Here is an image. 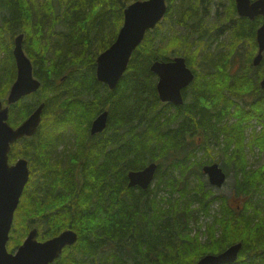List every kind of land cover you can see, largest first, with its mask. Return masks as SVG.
Segmentation results:
<instances>
[{"label": "trees", "instance_id": "16d2710c", "mask_svg": "<svg viewBox=\"0 0 264 264\" xmlns=\"http://www.w3.org/2000/svg\"><path fill=\"white\" fill-rule=\"evenodd\" d=\"M133 1L0 0V100L6 102L17 76L13 49L20 33L41 81L38 91L10 106L9 123L18 126L45 103L37 133L10 153L11 162L29 160L31 177L8 249L16 250L34 228L40 241L71 229L77 242L53 264H197L236 243L242 248L229 264H264V165L254 169L248 158L256 147L264 153V59L254 65L263 17L240 16L236 0H167L164 19L147 32L111 90L97 78L96 59L115 41ZM216 5L223 10L213 13ZM211 24L227 31L219 52L211 51ZM240 49L244 64L233 72ZM175 56H184L195 73L180 106L161 101L151 70L156 60ZM104 110L108 126L92 134ZM255 121L263 126L260 135ZM195 135L201 144L176 156ZM216 161L234 172L231 196H216L198 178ZM151 162L158 164L156 187H130L128 173ZM191 169H198L194 185ZM162 184L167 193L158 197ZM202 213L211 219L201 222Z\"/></svg>", "mask_w": 264, "mask_h": 264}, {"label": "water", "instance_id": "95a60500", "mask_svg": "<svg viewBox=\"0 0 264 264\" xmlns=\"http://www.w3.org/2000/svg\"><path fill=\"white\" fill-rule=\"evenodd\" d=\"M240 16L254 19L263 16V24L258 29L259 53L254 65H259L264 57V0H236ZM168 11L167 0H136L124 9V22L115 41L97 59L96 74L100 82L111 90L115 89L127 71L131 57L143 42L149 30L154 29L163 20ZM24 34L15 38L13 54L17 65V77L13 83L6 104L0 100V264H52L67 246L75 244L78 234L74 230H65L45 241L38 240L37 228L32 229L15 252L8 250V242L13 227L15 212L22 195L30 181L31 169L25 157L10 163L12 146L23 137L34 136L42 122L44 104H39L19 126L9 123L10 106L23 97L35 93L41 81L34 76L32 61L23 48ZM151 70L158 76L157 90L163 102L176 106L183 105L184 90L195 79L194 71L187 65L184 56L172 60H156ZM264 88V78L261 81ZM109 111L104 110L93 120L91 133H102L108 126ZM158 164L151 162L140 170L128 173L129 186L147 189L153 182ZM209 182L222 187L227 175L219 163L203 167ZM242 243L233 244L219 254H208L197 264H227L238 259Z\"/></svg>", "mask_w": 264, "mask_h": 264}, {"label": "rangeland", "instance_id": "374dc122", "mask_svg": "<svg viewBox=\"0 0 264 264\" xmlns=\"http://www.w3.org/2000/svg\"><path fill=\"white\" fill-rule=\"evenodd\" d=\"M217 9H219V11H222L223 7H220V6L216 5L214 10H213V13H215V10H217ZM205 17H206V19H208V16H205ZM209 17L213 18L214 16H209ZM214 18H216V17H214ZM47 24L48 25L50 24V19L47 21ZM222 25L224 26V24H218V25L216 24L215 27L211 24V26H210L211 27V29H210L211 31L210 32L213 34L214 38L216 37V40H214L212 42V44H211V51L219 52L220 51L219 43H222L224 41V39L226 38V34L225 33L227 31L226 30L222 31V29L219 30V28H221ZM166 26H167V24H166ZM217 27H219V28L217 29ZM176 28H177L178 31H184L185 27H176ZM217 30H219V32ZM52 42L53 43L55 42L54 39L52 40ZM245 47L246 48H244V46H243V49H247L249 46L247 47V45H246ZM244 57H245L244 56V50L242 51L241 49L238 50V52L234 54V56L232 58V61H231V69L233 70V72H237L243 67L244 60H245ZM262 95L264 96V91L262 92ZM253 126L257 129V132L260 135L261 133H259V132L261 130H263L262 124L260 125L257 121H255V122H253ZM70 132L71 131H67V134H69ZM251 132H252V129H248L247 130V134L248 135H250ZM201 141H202V139L198 135H195L194 137H189L187 147H186V149H184L185 151H183V153L181 151L177 152V153L174 152V154H176V156H179V157L182 156V158H184L191 149H193V148L196 149V147H198V146H195V145H200ZM204 153H205L204 150H201L200 152H198V155L202 156ZM222 154H223L222 151H220V154H217V157L219 156L218 158H220V157L222 158L223 157ZM173 156H170L169 159L174 161V157ZM179 157H176V158H179ZM248 158H249V161H250V165L254 169H258L259 167L264 165V153L262 151H260L257 147L254 150H248ZM169 162H171V161H169ZM219 164H221V163H219ZM191 170H192V172H191V176H190L189 180L191 182V185H194V183L197 182L196 174H198V172H197L198 169H191ZM228 170L230 171V169H228ZM169 173H170V170H169ZM176 174H179V173H176ZM227 175H228L227 180H226V182L224 183V185L222 187H213L209 183L208 176L206 174H204V173L203 174L199 173L198 174V178L201 177L202 179H204L206 181V186L208 188H212L213 191L215 192L216 196L217 195L231 196L232 195V186H233V181H234L235 176H234V172H232V171H230L229 173L227 172ZM156 184H157L156 180H154L152 182L151 188L153 189L154 187H156ZM163 189H164V184H162L160 186V189L158 190V194H157L158 197L166 195L167 191L163 190ZM154 195L155 194H152L151 197L153 198ZM213 208H214V210L212 212H215L218 209V203L214 204ZM200 218H201L200 219L201 222H205L206 220H210L211 219V218L206 217L203 213L200 216Z\"/></svg>", "mask_w": 264, "mask_h": 264}, {"label": "flooded vegetation", "instance_id": "af4514ba", "mask_svg": "<svg viewBox=\"0 0 264 264\" xmlns=\"http://www.w3.org/2000/svg\"><path fill=\"white\" fill-rule=\"evenodd\" d=\"M228 23H230V22H228ZM226 25H227V24H226ZM263 59H264V58H263ZM263 59H262V61H263ZM262 61H261V62H262ZM16 66H17V65H16ZM16 77H17V76H16ZM35 77H36V76H35ZM36 78H37V77H36ZM15 80H16V79H15ZM15 80H14V81H15ZM35 108H36V107H35ZM35 108H34V109H35ZM33 111H34V110H33ZM33 111H32V112H33ZM32 112H31V113H32ZM11 163H13V162H11Z\"/></svg>", "mask_w": 264, "mask_h": 264}, {"label": "bare ground", "instance_id": "6f19581e", "mask_svg": "<svg viewBox=\"0 0 264 264\" xmlns=\"http://www.w3.org/2000/svg\"><path fill=\"white\" fill-rule=\"evenodd\" d=\"M35 75V74H34ZM14 83V82H13Z\"/></svg>", "mask_w": 264, "mask_h": 264}]
</instances>
